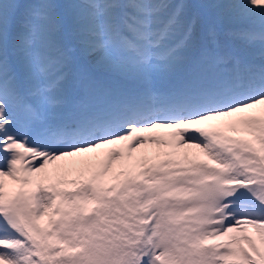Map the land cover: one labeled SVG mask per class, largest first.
<instances>
[{
	"label": "snow or ice",
	"instance_id": "snow-or-ice-1",
	"mask_svg": "<svg viewBox=\"0 0 264 264\" xmlns=\"http://www.w3.org/2000/svg\"><path fill=\"white\" fill-rule=\"evenodd\" d=\"M0 264H264V0H0Z\"/></svg>",
	"mask_w": 264,
	"mask_h": 264
}]
</instances>
